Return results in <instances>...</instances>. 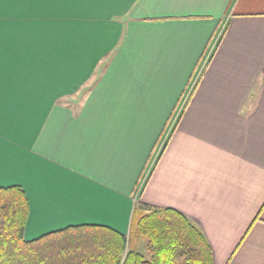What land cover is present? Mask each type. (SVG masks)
<instances>
[{"label":"crops","instance_id":"crops-1","mask_svg":"<svg viewBox=\"0 0 264 264\" xmlns=\"http://www.w3.org/2000/svg\"><path fill=\"white\" fill-rule=\"evenodd\" d=\"M10 185L28 240L79 224L128 235L141 199L193 220L215 264H264V0H0Z\"/></svg>","mask_w":264,"mask_h":264},{"label":"trees","instance_id":"trees-1","mask_svg":"<svg viewBox=\"0 0 264 264\" xmlns=\"http://www.w3.org/2000/svg\"><path fill=\"white\" fill-rule=\"evenodd\" d=\"M166 145L167 141L143 172L142 176L150 169L145 181L138 184L139 192ZM28 214L29 202L22 186L0 187V264H215L202 229L172 207L137 200L128 235L103 225L79 224L33 240L25 237ZM141 239H145L149 257L137 249Z\"/></svg>","mask_w":264,"mask_h":264},{"label":"rangeland","instance_id":"rangeland-1","mask_svg":"<svg viewBox=\"0 0 264 264\" xmlns=\"http://www.w3.org/2000/svg\"><path fill=\"white\" fill-rule=\"evenodd\" d=\"M182 111H183V110L180 111V113H179L178 116L181 115V112H182ZM173 121H175V122H172V121H171L170 124H171V125L173 124V126H175L176 123H177V121H178V118L174 119ZM171 125H170V126H171ZM173 126H172V128L169 127V128L167 129V131L165 132V134L163 135V138L161 139L160 144H159V146H158V149H159V150H157V151H160V148L162 147V145H164L165 142H166V141L168 142V140L170 139L171 134H172V131H173V129H174ZM149 170H150V169H149ZM149 170H147L146 173L142 176L140 182H144V181H145V179L147 178V175H148ZM137 191L139 192V189H138ZM136 246H137V249H138L139 251H141L142 253L145 254L146 257H149V252L146 250V247H145V239H141V240L137 243Z\"/></svg>","mask_w":264,"mask_h":264},{"label":"built area","instance_id":"built-area-1","mask_svg":"<svg viewBox=\"0 0 264 264\" xmlns=\"http://www.w3.org/2000/svg\"><path fill=\"white\" fill-rule=\"evenodd\" d=\"M218 36H219V35H218ZM218 36H217V38H216V40H215V43L217 42V40H218V38H219ZM215 43L213 44L212 48L214 47ZM201 67H202V66H201ZM201 72H202V68H199V70L197 71V74H196L195 77L193 78V80H192V82H191V84H190L188 90L186 91V93H185L184 96H183V99H182V103H181L180 109H182V107L184 106L185 101H186V99H187V97H188V95H189V93H190V91H191L193 85L195 84V82H196L197 79L199 78Z\"/></svg>","mask_w":264,"mask_h":264}]
</instances>
